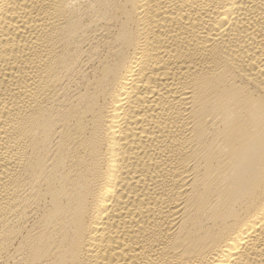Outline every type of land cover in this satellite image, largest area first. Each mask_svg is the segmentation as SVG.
Listing matches in <instances>:
<instances>
[{
	"label": "bare ground",
	"instance_id": "obj_1",
	"mask_svg": "<svg viewBox=\"0 0 264 264\" xmlns=\"http://www.w3.org/2000/svg\"><path fill=\"white\" fill-rule=\"evenodd\" d=\"M0 264H264V0H0Z\"/></svg>",
	"mask_w": 264,
	"mask_h": 264
}]
</instances>
